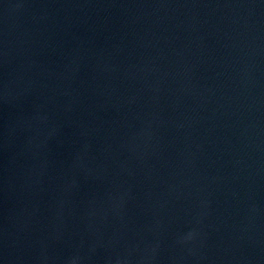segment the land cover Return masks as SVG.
Returning a JSON list of instances; mask_svg holds the SVG:
<instances>
[{
	"label": "water",
	"instance_id": "95a60500",
	"mask_svg": "<svg viewBox=\"0 0 264 264\" xmlns=\"http://www.w3.org/2000/svg\"><path fill=\"white\" fill-rule=\"evenodd\" d=\"M0 264H264V0H0Z\"/></svg>",
	"mask_w": 264,
	"mask_h": 264
}]
</instances>
